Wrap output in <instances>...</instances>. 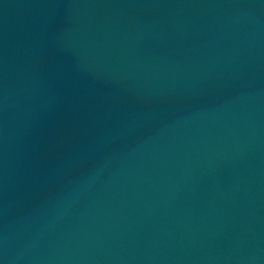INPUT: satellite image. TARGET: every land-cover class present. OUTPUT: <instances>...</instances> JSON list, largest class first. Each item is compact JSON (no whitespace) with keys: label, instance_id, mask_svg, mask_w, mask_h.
Masks as SVG:
<instances>
[{"label":"water","instance_id":"95a60500","mask_svg":"<svg viewBox=\"0 0 264 264\" xmlns=\"http://www.w3.org/2000/svg\"><path fill=\"white\" fill-rule=\"evenodd\" d=\"M0 264H264V0H0Z\"/></svg>","mask_w":264,"mask_h":264}]
</instances>
